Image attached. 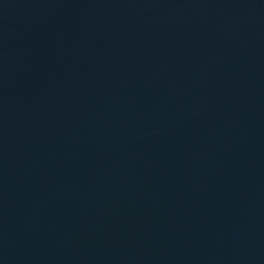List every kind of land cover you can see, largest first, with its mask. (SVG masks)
<instances>
[{
    "label": "water",
    "instance_id": "95a60500",
    "mask_svg": "<svg viewBox=\"0 0 264 264\" xmlns=\"http://www.w3.org/2000/svg\"><path fill=\"white\" fill-rule=\"evenodd\" d=\"M0 264H264V0H0Z\"/></svg>",
    "mask_w": 264,
    "mask_h": 264
}]
</instances>
